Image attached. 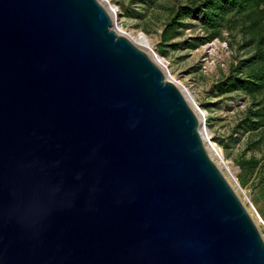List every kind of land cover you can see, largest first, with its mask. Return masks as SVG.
I'll list each match as a JSON object with an SVG mask.
<instances>
[{"label": "water", "instance_id": "obj_1", "mask_svg": "<svg viewBox=\"0 0 264 264\" xmlns=\"http://www.w3.org/2000/svg\"><path fill=\"white\" fill-rule=\"evenodd\" d=\"M203 113L101 1L0 0V264H264Z\"/></svg>", "mask_w": 264, "mask_h": 264}, {"label": "rangeland", "instance_id": "obj_2", "mask_svg": "<svg viewBox=\"0 0 264 264\" xmlns=\"http://www.w3.org/2000/svg\"><path fill=\"white\" fill-rule=\"evenodd\" d=\"M106 1L115 12L111 17L112 26L157 55L165 75L184 88L201 111L205 110L203 120L209 131L207 144L260 231L264 233V219L259 216L251 200L254 175L247 178L238 166L242 158L251 155L261 157L264 154V141L249 143L250 139L258 136L235 129L236 122L248 104V97L240 91L217 94L212 87L226 72L228 62L235 53L234 49L216 37L197 47L187 48L182 39L202 34L200 23L195 18L188 20L191 26L180 36L167 42L160 41V31L171 7L184 0Z\"/></svg>", "mask_w": 264, "mask_h": 264}, {"label": "trees", "instance_id": "obj_3", "mask_svg": "<svg viewBox=\"0 0 264 264\" xmlns=\"http://www.w3.org/2000/svg\"><path fill=\"white\" fill-rule=\"evenodd\" d=\"M194 18L200 23L202 34L184 38L182 42L187 48H193L216 37L234 49L226 72L212 87L217 94L240 91L248 97L235 129L258 136L249 143L264 141V0H184L176 3L163 22L160 41L180 36L191 26L188 20ZM238 166L247 178L254 175L251 200L264 219V154L242 158Z\"/></svg>", "mask_w": 264, "mask_h": 264}, {"label": "bare ground", "instance_id": "obj_4", "mask_svg": "<svg viewBox=\"0 0 264 264\" xmlns=\"http://www.w3.org/2000/svg\"><path fill=\"white\" fill-rule=\"evenodd\" d=\"M99 1H101V3L103 4V6L106 8V10H108V12H109V14H110V16L111 17H113V15L115 14V12L110 8V4H108L107 3V1L106 0H99ZM117 31V30H116ZM118 32V31H117ZM118 33H121V32H118ZM121 34H123L124 35V33H121ZM142 35H144V34H142ZM126 36V35H125ZM145 36V35H144ZM127 37V36H126ZM127 38H129V37H127ZM130 39V38H129ZM131 40V39H130ZM132 41V40H131ZM135 43V42H134ZM139 48H141V49H146V51L148 52V54L150 55V57H152L153 58V60L161 67V61L158 59V57H157V55H154L153 54V52L148 48V47H146V46H144V45H141V44H137V43H135ZM166 77L168 78V76L166 75ZM169 79V78H168ZM170 80V79H169ZM172 81V80H171ZM172 82H174V81H172ZM175 83V82H174ZM200 112H202L201 110H200ZM204 115H205V113H203V118H204ZM199 116H200V114H199ZM208 132L209 131H206V137H208ZM204 146H205V149H206V151L208 152V154H209V156L212 158V160L216 163V165L218 166V168H220L221 170H222V168H221V166H220V164L217 162V160H216V158L214 157V155H213V153L211 152V149H210V147L208 146V144H207V139L206 138H204ZM225 175V174H224ZM225 177H226V179H227V176L225 175ZM227 181L230 183V181L227 179ZM231 184V183H230ZM233 186V185H232ZM240 200H242L241 198H240ZM242 202H243V200H242ZM246 208H247V206H246ZM247 211H248V213H249V215L250 216H252V214H251V212L247 209ZM252 218L254 219V217L252 216ZM254 222L256 223V225H257V227H258V229L260 228L259 226H258V224H257V222L255 221V219H254ZM260 230V229H259ZM261 233H262V236L264 237V233L262 232V231H260Z\"/></svg>", "mask_w": 264, "mask_h": 264}]
</instances>
